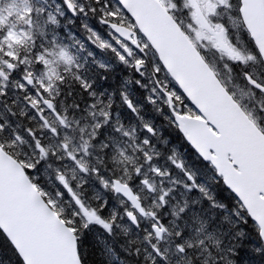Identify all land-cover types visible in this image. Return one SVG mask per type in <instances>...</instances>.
I'll list each match as a JSON object with an SVG mask.
<instances>
[{"label":"snow or ice","instance_id":"6c2138e0","mask_svg":"<svg viewBox=\"0 0 264 264\" xmlns=\"http://www.w3.org/2000/svg\"><path fill=\"white\" fill-rule=\"evenodd\" d=\"M53 6L55 14L47 10ZM3 12L0 239L17 264H87L82 244L98 232L108 264H244L241 229L249 224L251 251L264 258V135L257 187L248 182V157L230 145L233 122L264 133V103L245 107L221 76V69L235 72L244 96L264 97V0H20L16 16ZM78 23L87 41L72 37L73 51L56 29ZM87 42L133 76L115 84L113 65L100 60L88 75L79 55ZM99 81L115 86L101 89ZM133 83L150 86L147 100L163 101L176 130L232 190L233 232L217 235L215 218L196 213L198 227L187 230L191 209L187 199L172 205L176 184L216 202L176 154L168 159L183 180L158 164L155 129L140 116ZM121 106L139 117V131L121 122ZM49 170L51 190L43 182ZM35 221L55 239L54 252H46ZM117 229L127 239L114 249Z\"/></svg>","mask_w":264,"mask_h":264},{"label":"trees","instance_id":"16d2710c","mask_svg":"<svg viewBox=\"0 0 264 264\" xmlns=\"http://www.w3.org/2000/svg\"><path fill=\"white\" fill-rule=\"evenodd\" d=\"M51 3V0H49ZM54 7V6H53ZM52 7V8H53ZM51 8H48L49 11ZM66 23V21L64 22ZM61 38H65V44H72L73 51L78 50V45L75 44V41L72 40V37H76L81 42L87 41V34L84 32L81 24H69L67 27H64L62 24L59 29H56ZM87 42L85 50L79 52L81 62L83 63L86 59L88 62L84 64V69L88 75H94L98 69V65L95 63L96 60L102 62L110 63L113 65L112 76L115 78V84L123 82L125 77H132L133 73L130 69L125 66H117L116 61L113 60L108 52L103 50L94 51V46L89 47ZM92 52V55L89 56L88 53ZM99 53V54H98ZM106 74V73H105ZM135 79V77H133ZM101 89L103 88H112L115 86L112 82H103L99 81ZM132 92V95L136 99V103L141 105L140 116H143L144 120L149 121L155 129V135L152 137V143L158 145L160 152L167 157L165 159V165L161 163L160 156L156 157L158 164L162 168H167L170 173H173L172 178L175 177H184L183 171L175 169V166L172 165L171 160L168 157L176 154L178 159L182 160L185 164V167L196 174L197 182L202 184L208 192L209 196L213 197V200L216 202L217 206H213V201L208 200L207 196H202V192L199 189H191L185 191L183 196L174 189V196L177 203L183 205L185 199L191 202L193 200H198L199 203H196L194 208H199L201 212V219H209L214 217L212 222V228L217 229L219 226L221 232L231 233L235 229L232 224H235L233 213L235 211L234 207V197L231 192H229L223 183L218 182L217 176L214 174V171L210 165L207 167L205 163L201 161L200 158L194 153V151L187 145L182 135L176 130L174 124L167 118L168 113L162 111L164 108L163 102H161V107L159 105H154L147 100L148 94L145 92V88H141L135 83L128 86ZM121 113L120 119L121 122L126 123V125L135 126L139 131L142 127L139 117L133 113L129 114L126 106H121L117 109ZM23 119V118H19ZM167 141V143H165ZM181 186V184H176ZM201 195V196H200ZM176 203V204H177ZM173 204L172 205H176ZM222 205V206H220ZM223 208V211H218V208ZM229 219L232 224H229L225 219ZM188 223H191V226L194 225L198 227L196 221L189 219ZM195 227V229H196ZM226 227V228H225ZM247 233V240L242 241L243 247L246 249V257L254 258V261L248 262V264H264V258L254 254L251 249L254 245L248 243L249 240H255V225L249 224L246 229H241ZM100 239V237H99ZM102 239V238H101ZM105 239V237H103ZM114 239V240H113ZM127 237L123 236L121 233L115 234L109 243H113L112 247L118 249L121 243H124ZM95 246V247H93ZM82 249L86 252V261L87 264H108V256L102 255L103 247L99 244L98 238L95 237L93 240H89L87 243L82 244ZM0 264H17V257L15 252L9 246L7 240L0 239ZM245 264V263H244Z\"/></svg>","mask_w":264,"mask_h":264},{"label":"rangeland","instance_id":"374dc122","mask_svg":"<svg viewBox=\"0 0 264 264\" xmlns=\"http://www.w3.org/2000/svg\"><path fill=\"white\" fill-rule=\"evenodd\" d=\"M20 7V0H0V9H3L4 10V12H3V15L5 16V17H9V16H12V17H14V16H16L17 15V9ZM49 11H53V13L55 14V10H54V7L53 8H51ZM5 22H7V21H5ZM48 36H49V38H51V31H49V34H48ZM59 39H60V42H62V43H64L65 44V42H64V39L65 38H61L60 36H59ZM209 55L211 56V55H213L212 53H209ZM221 76H222V78L225 80V81H228L229 82V86L230 87H232L233 88V91L235 92V95H236V99L239 101V102H241L245 107H248V106H255L256 104H258V103H264V97H260V96H244L243 94L245 93V92H247L248 91V89L246 88V86L244 85V83H243V81L242 80H240L239 79V77L238 76H236L235 75V72H233V73H228L226 70H224V69H221ZM231 78V79H230ZM145 82L147 83V78L145 79ZM146 89V93L147 94H149V92H150V86L149 87H147V88H145ZM161 102H163L162 100H160L159 102H158V105H159V108L161 107ZM18 119H19V117H18ZM128 126H130V125H128ZM153 144V143H152ZM154 145V144H153ZM155 146V148L160 152V149H159V147H158V145H154ZM167 158L166 156H165V153H161L160 152V160H161V163L163 164V165H165V159ZM48 177H50V179L49 178H47V177H45V179H44V181L43 182H45L48 186H49V188H50V190H51V188H53V187H55V184H54V179H55V177H54V173L51 171V170H49V173H48ZM162 179V178H161ZM173 179H175V180H178V181H181V180H183L184 179V177L182 178V177H180V178H178V177H175V178H173ZM178 184H181V186H178V190H177V192L178 193H180V195L181 196H183L184 194H185V191H189V190H191V189H185L184 188V186H183V183H178ZM109 193H104V195H108ZM111 195H114V194H111ZM201 196V195H200ZM202 196H204L205 197V195L204 194H202ZM194 201V200H193ZM173 202V204H176L177 202L176 201H172ZM189 205H190V209H191V211L189 212V215L187 216V217H185V219L186 220H189V219H192V220H194L195 221V219L193 218V215H192V213H196V214H198L199 215V217L200 216H203V215H201V212H199L200 211V209L199 208H194L193 206H196V203H192L190 200H189ZM218 211H223V208L221 207H219L218 208ZM207 220H209V219H207ZM225 221H228V223L229 224H232L230 221H229V219H225ZM189 222V221H188ZM180 223H183V221H181ZM188 225H189V227H188V231H190V232H192V231H194L195 230V225L192 227L191 226V223L189 224L188 223ZM233 226H234V224H232ZM197 228V227H196ZM226 228V227H225ZM220 230V228H219V226H217V235H219L220 233H221V231H219ZM224 232V231H223ZM228 232V231H227ZM118 233H121L122 234V229H117L116 230V234H118ZM95 235V237L96 238H98V240L100 241L101 240V238L103 239V237H104V234L102 233V232H98V233H95L94 234ZM99 237H100V239H99ZM114 240V239H113ZM114 244V242L113 243H111V245H113ZM102 247H103V245H102ZM248 258H250V259H247V257L245 258V260H244V263L245 264H248V262H252V261H254V258H253V256L252 257H248ZM174 259V261H175V258H173Z\"/></svg>","mask_w":264,"mask_h":264},{"label":"water","instance_id":"95a60500","mask_svg":"<svg viewBox=\"0 0 264 264\" xmlns=\"http://www.w3.org/2000/svg\"><path fill=\"white\" fill-rule=\"evenodd\" d=\"M261 135H264V133H261L259 129L253 130L251 128H245L236 122H233V124L231 125L230 145L244 152L248 157L249 160L248 182L249 185L253 187H257L260 183V175L257 169L256 161L258 155V143ZM190 146L192 147L191 144ZM230 191L232 192V190ZM33 228L37 236L43 242V247L45 248L46 252L48 253L54 252L56 248V241L52 237L51 233L48 231L46 226H44L39 221H35L33 224ZM56 258L59 259V257Z\"/></svg>","mask_w":264,"mask_h":264}]
</instances>
